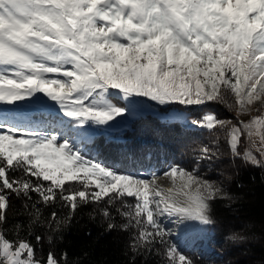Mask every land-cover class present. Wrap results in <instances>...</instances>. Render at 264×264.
I'll return each instance as SVG.
<instances>
[{"label":"snow or ice","instance_id":"1","mask_svg":"<svg viewBox=\"0 0 264 264\" xmlns=\"http://www.w3.org/2000/svg\"><path fill=\"white\" fill-rule=\"evenodd\" d=\"M137 97L201 107L227 105L230 97L236 122L204 113L190 123L223 130L234 157L241 156L238 148L246 138L242 158L264 167V0H0V225L10 193L28 200L35 193L43 205L59 199L69 212L63 221L51 213L48 223L56 229L82 204L131 198L134 204L117 211L127 220L124 230H137L132 250L151 251L160 243L168 264H194L163 221L174 222L182 236L213 225L212 203L230 198L220 183L180 165L163 173L168 187L155 173L150 179L121 174L87 159L55 130L9 126L4 112L9 104L12 110L28 106V122L35 124L51 114V100L81 128L111 127L130 112L129 105L140 102ZM121 100L127 103L118 106ZM243 115L249 119L241 120ZM200 152L202 160L219 156L207 145ZM13 169L28 178H11ZM32 207L38 222L40 209ZM103 215L110 217L107 207ZM114 227L108 223L109 230ZM0 264L59 260L51 252L38 259L27 239L9 240L0 228Z\"/></svg>","mask_w":264,"mask_h":264},{"label":"trees","instance_id":"2","mask_svg":"<svg viewBox=\"0 0 264 264\" xmlns=\"http://www.w3.org/2000/svg\"><path fill=\"white\" fill-rule=\"evenodd\" d=\"M175 105L189 109L196 118L206 111L221 118L227 106L222 103H208L202 107ZM31 119V114L23 117L9 115L10 122L29 128L60 123L86 158L99 161L121 174L150 176L173 165L188 170L196 168L208 174L213 170L220 171L219 175L215 171L213 176L222 178L227 184L225 191L230 198L216 199L212 203L214 253L206 256L197 250L181 248V251L194 264H264V167L246 162L242 158V145L238 148L241 156L234 157L223 130L184 126L177 121L162 120L150 112L133 119L126 129L100 130L91 135L75 132L71 125L65 127L66 122L57 121L55 115L47 112L42 122L32 124L28 122ZM205 145L218 150V158L202 160L200 149ZM9 175L13 179L28 178L20 169L11 170ZM72 184L78 186V182ZM30 195L31 200L15 193L9 194L10 206L6 221L0 228L9 240L17 237L27 239L38 259L45 260L51 252L59 264H168L165 248L160 243L155 244L151 251L132 250V238L137 230L134 227L122 228L127 220L117 209L126 210L123 204H134V199L112 205H108L106 199L100 203L82 204L66 224L56 229L54 224L50 226L48 223L51 213L55 211L57 218L63 221L69 209L59 199L54 204L43 205L38 204L37 194ZM33 204L40 209L38 222ZM106 207L110 212L109 218L103 215ZM109 222L116 227L109 230ZM230 234H238L245 239L231 241L227 239ZM37 236L41 238L39 241Z\"/></svg>","mask_w":264,"mask_h":264},{"label":"rangeland","instance_id":"3","mask_svg":"<svg viewBox=\"0 0 264 264\" xmlns=\"http://www.w3.org/2000/svg\"><path fill=\"white\" fill-rule=\"evenodd\" d=\"M5 86L7 87V85H5ZM136 99L139 100L140 102L139 103H133V104L129 105L130 112L124 114L125 118L123 120H121L118 124H114L111 127H108L105 125H91V126H85L84 128H81V126L76 125L75 122L71 120V118L64 117L63 113L59 109V106L56 105L54 102H52L51 100H48V104L51 107V114L55 115L57 117V121L62 120L64 122H66V123H64L65 127L67 125H71L72 129L75 132L76 131H78V133L84 132V133H87L89 135L95 134L100 130H103L106 132H113V131H119V130L126 129L128 126H130V123L133 119H135V118L139 117L140 115L145 114L147 112L155 114L160 119L165 120V121H177L180 123H186L190 127H198V126L190 123V121L196 117L192 116L190 110L186 109L185 107H179L177 105H172V106L159 105L156 102L151 101L150 99H148L146 97H137ZM15 103L21 104V105L23 104V102H15ZM125 103H127V101L121 100L119 102L118 106H123ZM230 104H231V98L229 97L228 104L226 106V112H224L222 114L220 119H228V120H232L233 122H236V119H235L236 113L234 110L231 109V107L229 106ZM27 107L28 106H22L20 109L12 110L13 105L9 104L4 109V112L7 114L8 117H9V115H12L15 117H17V116L23 117V116H27V115L31 114V113L25 111V109ZM205 113H213V112L206 111ZM186 117H187V119H186ZM2 118H3V115L0 114V119H2ZM114 119H119V118L114 117ZM240 119L246 121L249 119V116L243 115L240 117ZM11 123L12 122L9 121V126H11ZM45 126L46 127H43V128H29V127H25V126H21V127L25 131H27L28 129H31L32 131H36V132L44 131L46 133L51 131V130H55L58 135L65 136V137L70 139V142H74V139L71 137L69 132L66 129H63V127H62V125H60V123H53V124L52 123H46ZM25 138H27V137H25ZM241 145L244 147V150L249 147L246 138H242V143L239 145V147ZM255 154L257 156H259L258 153H255ZM87 159H89V158H87ZM90 160H92V159H90ZM92 161H94L96 163H100L101 165H103L99 161H95V160H92ZM168 170H169V168L165 171H168ZM165 171L155 173V174L160 176ZM215 171H217V170L211 171L212 173H210V174H208V172H205L202 170L200 172L199 171L198 172L204 178L220 183L225 190L227 184L223 181L222 178L213 176V175H216V173H214ZM219 173H220V171H217V175H219ZM139 176L141 178H146V179L151 178V176H141V175H139ZM166 220L167 219H165L163 222L169 228H171V226H169V224ZM192 233H197L198 235L195 236V239L192 240V242L185 243L186 239L191 238ZM213 235H214V230L212 229L211 226H201V229L199 228L198 230H189V232L185 233L183 236L181 234H174L173 233V236L176 237V240L174 242H176L178 244V246L180 247V250H181V248L182 249L186 248L189 250H197L200 254H205L206 256H209V255L214 253V247L212 245ZM236 246H238V244Z\"/></svg>","mask_w":264,"mask_h":264},{"label":"bare ground","instance_id":"4","mask_svg":"<svg viewBox=\"0 0 264 264\" xmlns=\"http://www.w3.org/2000/svg\"><path fill=\"white\" fill-rule=\"evenodd\" d=\"M160 177H161V181H160V182H161L164 186H166V187L170 186V181H169L168 179H166V178H163V174L160 175ZM166 221L168 222L169 226H171V229L173 230V233H174V234H181L179 228L175 225L174 222H173V223H170L168 220H166ZM198 229H199V228L192 229V230H198ZM200 229H201V227H200Z\"/></svg>","mask_w":264,"mask_h":264},{"label":"clouds","instance_id":"5","mask_svg":"<svg viewBox=\"0 0 264 264\" xmlns=\"http://www.w3.org/2000/svg\"><path fill=\"white\" fill-rule=\"evenodd\" d=\"M230 235H232V234H230Z\"/></svg>","mask_w":264,"mask_h":264}]
</instances>
